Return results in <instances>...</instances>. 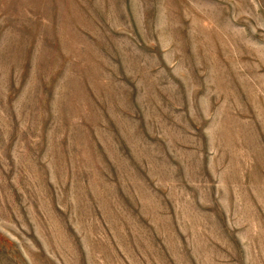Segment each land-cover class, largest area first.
<instances>
[{
  "label": "rangeland",
  "instance_id": "rangeland-1",
  "mask_svg": "<svg viewBox=\"0 0 264 264\" xmlns=\"http://www.w3.org/2000/svg\"><path fill=\"white\" fill-rule=\"evenodd\" d=\"M0 264H264V0H0Z\"/></svg>",
  "mask_w": 264,
  "mask_h": 264
}]
</instances>
